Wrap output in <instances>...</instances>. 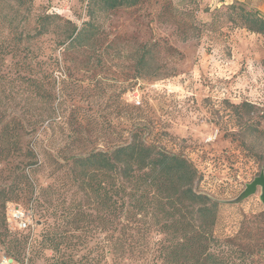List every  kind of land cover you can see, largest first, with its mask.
Returning a JSON list of instances; mask_svg holds the SVG:
<instances>
[{"label":"rangeland","instance_id":"1","mask_svg":"<svg viewBox=\"0 0 264 264\" xmlns=\"http://www.w3.org/2000/svg\"><path fill=\"white\" fill-rule=\"evenodd\" d=\"M85 4L33 0L31 17L55 14L80 28L87 20ZM230 6L256 11L264 19V0H140L135 7L100 14L95 21L100 32L88 48L66 52V43H59L62 29L34 44L45 54L53 50V60L40 67L38 76L50 81L54 111L49 117L43 103L28 107L19 97L6 108L43 114L39 132L25 140L37 160L44 161L32 176V189L7 204L0 264H25L28 257L45 264L52 252L39 246L42 233L47 226L61 228L66 223L58 216L68 204L72 212L80 203L81 211L95 215L68 166L57 162L134 137L191 162L200 177L196 190L221 205L215 231L237 234L254 247L264 235V222L256 219L264 212L261 188L240 198L246 185L264 174V34L246 30ZM143 51L147 60L141 68ZM50 185L55 190L53 204L45 211L51 191L44 189ZM58 201L63 204L54 216ZM14 211L24 215L26 229H17L11 219ZM92 218L83 229L69 222L67 236L76 245L67 254L94 255L100 264H113L111 256L88 254L108 235ZM243 231L244 237L248 232L254 236L243 238ZM114 233L120 238L119 231ZM20 235L28 239L17 254L15 240ZM141 255L149 256L152 264L155 249ZM259 255L264 264V251ZM9 256L21 260L12 263Z\"/></svg>","mask_w":264,"mask_h":264},{"label":"trees","instance_id":"2","mask_svg":"<svg viewBox=\"0 0 264 264\" xmlns=\"http://www.w3.org/2000/svg\"><path fill=\"white\" fill-rule=\"evenodd\" d=\"M139 3L140 0H86L87 20L77 28L55 14L44 13L32 18L33 0H0V238L2 230H6L7 204L19 201L32 189V176L39 172L44 161L37 160L31 142L25 140L30 133L39 132L43 114L8 112L6 108L19 97L28 107L34 102L43 103L49 117L54 111L50 81L38 76L40 67L53 60V50L45 54L34 44L62 29L63 40L59 43H66V52L88 48L100 32L95 23L100 14L132 8ZM229 9L246 30L264 34V19L256 11L239 6ZM146 52L140 57L141 68L147 60ZM50 76L49 73L46 78ZM63 160L57 164L68 166L72 180L88 197L89 204H93L95 215L92 218L81 211L80 203L75 207L78 210L72 212L75 209L68 204L58 216L66 223L61 228L47 226L42 233L39 246L52 252L45 258V264H100L101 260L94 255L67 254L76 245L67 236L69 222L82 224L76 228L83 229L88 228L90 218L102 224L108 235L99 244H93L88 254L97 252L111 256L113 264H150L149 256L141 254L150 255L154 249L152 264L262 263L259 253L264 251V235L250 247L239 240L237 234L215 231L221 205L196 190L195 183L200 179L198 171L185 158L134 137L125 144L105 150L93 149ZM44 191H51L47 211L52 207L55 190L50 185ZM62 204L56 202L54 216ZM45 211L43 209L44 214ZM119 219L123 223L120 224ZM256 219L264 222V212L257 214ZM115 231H119L120 238L115 237ZM132 233H135L134 238ZM253 236L248 232L244 237L243 231V238ZM27 239L21 236L15 240L17 254L24 250ZM13 260L21 259L9 256V261L13 263ZM25 264L36 263L33 257H28Z\"/></svg>","mask_w":264,"mask_h":264},{"label":"water","instance_id":"3","mask_svg":"<svg viewBox=\"0 0 264 264\" xmlns=\"http://www.w3.org/2000/svg\"><path fill=\"white\" fill-rule=\"evenodd\" d=\"M257 187L261 188L260 202L264 208V174L260 173L259 176L255 177L251 183L246 185L244 192L241 195L240 200L248 197L249 195L255 193Z\"/></svg>","mask_w":264,"mask_h":264},{"label":"built area","instance_id":"4","mask_svg":"<svg viewBox=\"0 0 264 264\" xmlns=\"http://www.w3.org/2000/svg\"><path fill=\"white\" fill-rule=\"evenodd\" d=\"M11 219L15 222L18 230H24L28 226L27 220L19 211H14V213L11 215Z\"/></svg>","mask_w":264,"mask_h":264}]
</instances>
